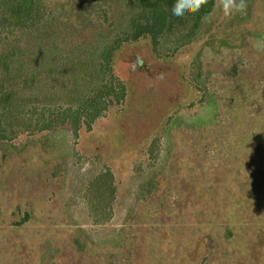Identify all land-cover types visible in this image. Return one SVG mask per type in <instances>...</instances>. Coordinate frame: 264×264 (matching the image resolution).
<instances>
[{
	"label": "rangeland",
	"instance_id": "374dc122",
	"mask_svg": "<svg viewBox=\"0 0 264 264\" xmlns=\"http://www.w3.org/2000/svg\"><path fill=\"white\" fill-rule=\"evenodd\" d=\"M39 1L64 48L46 66L82 59L68 43L100 59L113 4ZM246 3L189 42L121 46L125 99L77 136L69 98L0 110V264H264V0Z\"/></svg>",
	"mask_w": 264,
	"mask_h": 264
},
{
	"label": "trees",
	"instance_id": "16d2710c",
	"mask_svg": "<svg viewBox=\"0 0 264 264\" xmlns=\"http://www.w3.org/2000/svg\"><path fill=\"white\" fill-rule=\"evenodd\" d=\"M87 3L113 4L116 18L108 24L109 34L99 32L94 38L98 61L88 58L89 45L80 43L70 50L82 58L67 65L46 66L45 54L50 45L57 51L64 50L55 35V41L47 38V19L39 0H0V110L8 106L26 107L45 105L49 98L64 101L70 99L77 108L66 109L62 114L73 124L75 136L82 126L91 129L114 104L125 99V86L116 77L112 58L121 46L149 38L154 50L163 39L178 36L182 43L189 42L200 29L202 22L214 11L216 0H209L199 13L180 20L171 15L175 0H83ZM126 28V29H125ZM108 39L101 46L100 42ZM36 66L37 70H32ZM47 67L49 69H47ZM74 70L81 76H75ZM45 102V103H44ZM61 116V115H60ZM65 119V120H64ZM0 117V142L7 139V131Z\"/></svg>",
	"mask_w": 264,
	"mask_h": 264
},
{
	"label": "clouds",
	"instance_id": "9594fccd",
	"mask_svg": "<svg viewBox=\"0 0 264 264\" xmlns=\"http://www.w3.org/2000/svg\"><path fill=\"white\" fill-rule=\"evenodd\" d=\"M209 3V0H175L171 8V15L187 20L189 17L199 13ZM225 19H231L237 14H245L247 11L246 0H216ZM163 74H161V79Z\"/></svg>",
	"mask_w": 264,
	"mask_h": 264
}]
</instances>
